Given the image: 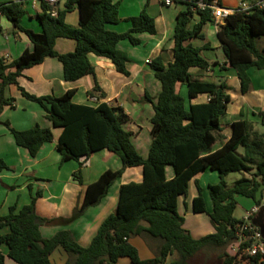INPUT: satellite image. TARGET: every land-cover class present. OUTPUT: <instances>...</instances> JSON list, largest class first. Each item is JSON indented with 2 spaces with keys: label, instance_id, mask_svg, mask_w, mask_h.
<instances>
[{
  "label": "trees",
  "instance_id": "trees-1",
  "mask_svg": "<svg viewBox=\"0 0 264 264\" xmlns=\"http://www.w3.org/2000/svg\"><path fill=\"white\" fill-rule=\"evenodd\" d=\"M197 1L174 0L182 3V8L177 12L172 27L173 60L164 64L158 55L150 61L161 89L153 103L152 139L146 157L137 152L130 140V132L124 129L123 123L128 116L121 107L105 102L95 106L74 103V88L59 96H38L17 82L23 69L41 63L48 56L60 61L64 80H78L94 72L89 53L110 59L119 73L129 76L128 57L117 48V44L125 38L137 44L139 39L133 34L155 32L154 19L145 9L128 18L130 28L127 31L115 32L107 29L106 25L120 20L117 2L66 0L65 7L55 13L50 5L41 2V11L36 14L41 32H34L21 26L24 14L21 3H0V13L23 31L33 45L31 51L24 50L10 63L0 56V110L12 100L4 96L5 87L9 84L17 85L23 97L39 104L52 127L61 129L56 142L61 161L72 159L78 162L75 176L79 182L80 168L97 150L112 152L122 164L116 170L106 169L89 183L82 203L69 217L49 219L38 216L35 200L40 191L31 195L29 203L19 211L14 212L12 206L6 215L0 216V228H8L6 233L0 234V244L6 245L7 256L16 263L51 264L50 254L60 247L66 254L64 264H116L122 257L132 264H216V259L220 264H264L261 255L237 259L227 249L236 238L237 224L242 221L234 216L235 196L253 199L264 212V132L255 130L252 122L246 119L239 120L233 125L231 137L212 151L216 134L221 129L220 116L226 112L230 97L225 92L227 85L224 82L199 80L190 71L192 68L205 69L209 62L201 55L204 47L184 44V41L202 37L204 25L215 21L210 8L192 9ZM203 1L210 3L213 0ZM216 1L221 5V0ZM74 6L79 13L77 27L70 26L64 19L66 12ZM216 26V36L226 60L236 71L241 91L246 92L250 85L246 69L249 66L264 68V47L259 49L256 45V38L264 35V6L248 13L234 12L226 17L224 24ZM58 37L74 39V50L57 52L54 44ZM11 67L14 71H8ZM177 83L187 86L189 100L199 94H207L208 99L186 107L184 97L176 90ZM99 90L96 84L88 95ZM259 114L264 126V108ZM4 124L15 143L27 149L31 156L43 143L53 139L49 127L36 124L16 130L8 122ZM133 166L141 167V180L119 186L115 212L102 220L87 246L78 244L68 230L57 231L48 238L41 235V225L67 224L82 215L89 206L98 204L125 168ZM166 166L173 169L171 178H166ZM2 168H7V165L0 159ZM206 169L216 171L219 177L218 182L207 185L211 201L208 216L213 232L194 238L183 227L184 217L177 210V199L187 194L189 181ZM230 172H245L247 176L227 186L225 177ZM194 183L197 194L191 200V210L194 213L206 212L202 187L196 178ZM257 226L264 239V218ZM135 236L147 241L153 251L151 258H140L137 248L129 241ZM207 256L212 259L207 260ZM0 264H4L1 249Z\"/></svg>",
  "mask_w": 264,
  "mask_h": 264
},
{
  "label": "crops",
  "instance_id": "crops-1",
  "mask_svg": "<svg viewBox=\"0 0 264 264\" xmlns=\"http://www.w3.org/2000/svg\"><path fill=\"white\" fill-rule=\"evenodd\" d=\"M118 4V16L120 20L109 23L106 28L115 32H125L130 28L129 17L136 16L142 9L154 19L155 32H140L133 34L139 39L137 44H132L128 39L118 42L117 48L128 57L126 66L130 71L129 76L119 73L110 59L88 54V59L94 67L92 74H87L75 81H66L63 78L62 64L56 57L48 56L41 63L22 70L17 77L18 85L29 93L43 96H59L66 90L74 88L72 102L95 106L105 102L110 106L121 107L128 116L123 123L124 129L130 132V140L142 156L146 157L151 143V117L154 113L153 103L156 102L161 86L155 77L150 61L160 55L164 64L173 60L171 40L172 27L177 12L182 8V3L174 2L166 6L158 0H112ZM241 0H221V5L234 7ZM18 2L24 9L21 18V26L34 32H41L40 23L36 14L41 11V2L36 0H0V3ZM65 2L53 6L56 12L65 7ZM196 16H194L195 18ZM65 22L77 27L79 13L76 6L65 14ZM217 26L214 22H207L202 31V37L190 38L184 44L204 47L201 55L209 62L205 69L192 68L190 71L194 78L215 83L224 82L227 87L225 92L230 100L226 104V112L220 116V131L216 134L212 151L220 148L228 140L233 132L235 122L246 119L252 122L254 129L264 132L259 111L264 108V68L249 66L246 73L250 79V85L246 92L240 89V81L236 71L228 64L223 53L220 41L216 36ZM262 37H259L261 39ZM263 43L258 47H264ZM32 43L27 35L14 27L13 24L0 13V56L10 63L24 50L31 51ZM75 48V40L72 38L58 37L54 49L59 53L71 52ZM14 71V67L8 69ZM98 84L99 91L88 95V92ZM176 90L184 97L185 106L190 103L204 102L207 94H199L189 100L187 86L177 83ZM4 96L12 98L9 104L0 110V159L7 168L0 169V216L6 215L10 207L14 212L19 211L28 204L31 195L40 191V196L35 200V212L44 218L69 217L75 207L83 201L85 187L95 181L106 169L116 170L121 167V160L112 152L101 149L93 152L80 168L81 182L75 176L78 170L76 160L61 161V156L56 149L57 138L61 129L52 127L46 118L44 109L34 101L23 97L15 84L5 87ZM8 122L10 127L16 130H24L38 124L41 127L51 128L53 139L45 142L34 156L27 149L18 146L9 130L4 124ZM241 153L242 149L239 148ZM166 178L173 176L171 166L165 168ZM247 174H245L246 176ZM142 178L140 166L127 167L123 173L109 186L107 194L101 201L89 206L82 215L67 224H43L40 233L48 238L60 230H68L74 240L81 246H87L102 220L115 212L119 186L127 182H138ZM197 179L202 187L206 212L194 213L191 210V200L197 194L194 179ZM218 173L206 169L198 173L188 184V197L186 195L183 214L180 208V197L177 199V210L184 216L183 227L194 238L213 232L208 212L211 210L209 195L205 192L207 185L218 182ZM193 187H190V186ZM30 187V188H29ZM206 193V194H205ZM185 196V195H184ZM188 198V200H187ZM237 205L243 210V216L247 209L254 205L251 198L241 195L235 196ZM189 201V204H188ZM242 216V217H243ZM189 221L188 223H186ZM189 224V226L187 225ZM8 231L7 227L0 228V234ZM138 250V243H146L139 236L129 239ZM4 254V264H18L7 256V247L0 244ZM153 251L144 250L142 259L151 258ZM211 256V255H209ZM216 258L215 254H212ZM51 264H64L65 252L57 247L49 256ZM208 262L207 260H205ZM116 264H132L125 258H119ZM216 264L220 261L216 259Z\"/></svg>",
  "mask_w": 264,
  "mask_h": 264
},
{
  "label": "built area",
  "instance_id": "built-area-1",
  "mask_svg": "<svg viewBox=\"0 0 264 264\" xmlns=\"http://www.w3.org/2000/svg\"><path fill=\"white\" fill-rule=\"evenodd\" d=\"M45 2L52 7L64 0H36ZM163 5L169 6L174 3V0H158ZM196 7L192 9H205L210 8L211 13L215 19V24H224L227 16L234 12H244L261 8L264 6V0H241L234 7L223 6L217 3L216 0L206 3L203 0L196 2ZM53 13H55L53 11ZM260 210V205L254 204L244 213L241 218L242 221L237 224L236 238L230 244L228 252L235 255L237 259L241 257H251L254 255H261L264 257V239L260 227L252 222V218ZM264 218V216H263Z\"/></svg>",
  "mask_w": 264,
  "mask_h": 264
},
{
  "label": "rangeland",
  "instance_id": "rangeland-1",
  "mask_svg": "<svg viewBox=\"0 0 264 264\" xmlns=\"http://www.w3.org/2000/svg\"><path fill=\"white\" fill-rule=\"evenodd\" d=\"M262 38L261 39H259V38H256V45L259 47L260 46V44H262L263 42V39H264V35L263 36H261ZM245 172H230V173H228L227 174V176L225 177V181H226V184H227V186H231L232 185V183L236 180V179H238V178H240V177H242V176H245ZM247 176V175H246ZM190 187H193L192 185L190 186ZM203 189H202V196H203ZM205 192L208 194V192H207V190H205ZM188 193H189V191L187 190V197H188ZM205 193V194H206ZM186 195L185 196H181L180 197V208H181V214H183V210H184V207H185V203H184V201H186ZM187 200H188V198H187ZM188 204H189V201H188ZM180 213V212H179ZM204 214H205V212H204ZM234 216L237 218V219H240V218H242V216H243V210L240 208V207H236L235 208V210H234ZM184 217V216H183ZM189 221H187L186 223H188ZM188 226H189V224H187ZM141 238V237H140ZM142 240L144 241V239L142 238ZM145 242V241H144ZM138 249H139V254H140V256H143V251L144 250H148V251H150V250H152L151 249V247H149L148 245H146V243H142L141 245L138 243ZM228 249V248H227ZM207 258V260H209V256H207L206 257ZM212 258H210V260H211ZM209 260V261H210Z\"/></svg>",
  "mask_w": 264,
  "mask_h": 264
},
{
  "label": "water",
  "instance_id": "water-1",
  "mask_svg": "<svg viewBox=\"0 0 264 264\" xmlns=\"http://www.w3.org/2000/svg\"><path fill=\"white\" fill-rule=\"evenodd\" d=\"M264 216V212L262 209H260L257 214L252 218V222L259 225L262 221V218Z\"/></svg>",
  "mask_w": 264,
  "mask_h": 264
}]
</instances>
